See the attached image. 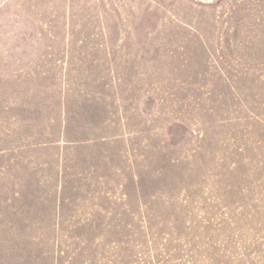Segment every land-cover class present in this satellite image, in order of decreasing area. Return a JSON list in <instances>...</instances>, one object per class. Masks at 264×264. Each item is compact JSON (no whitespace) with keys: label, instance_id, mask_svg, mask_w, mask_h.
Returning a JSON list of instances; mask_svg holds the SVG:
<instances>
[{"label":"rangeland","instance_id":"rangeland-1","mask_svg":"<svg viewBox=\"0 0 264 264\" xmlns=\"http://www.w3.org/2000/svg\"><path fill=\"white\" fill-rule=\"evenodd\" d=\"M84 91L120 96L127 152L58 197L44 172L37 188L29 118ZM13 147L0 264H264V0H0Z\"/></svg>","mask_w":264,"mask_h":264},{"label":"crops","instance_id":"crops-1","mask_svg":"<svg viewBox=\"0 0 264 264\" xmlns=\"http://www.w3.org/2000/svg\"><path fill=\"white\" fill-rule=\"evenodd\" d=\"M103 93H85L84 91V93H78L74 100L70 101L63 96V101L56 106L59 112L54 111L48 117L29 118V127H36V130L24 142L26 143L24 148L30 151L29 162L33 164V171H36L34 176L37 188L43 184V172L50 176L49 182H56V186L51 187L56 190L58 197L67 188L66 184L71 178L72 181L82 180L83 184L86 176L91 174L90 170L94 172L96 170L100 174L102 166L103 171H107L106 175L102 176L103 180L109 182L110 176L112 180L115 179L117 171L115 167L110 169V160L116 154L117 143H123L125 151L121 155L127 152L129 137L124 134V112L117 107L120 104L117 96L118 98L120 96L117 94L109 96ZM116 118L119 119L120 124V131L117 135L114 121ZM55 125L61 128L60 132L54 130ZM40 127L41 129L37 131ZM15 153L16 148L14 147L0 151V155L5 154L6 156ZM106 186L109 189V186ZM45 199V203H40V205L46 211L43 214L46 217L51 216V221L61 216V212L56 207L69 203L62 198H57L53 203ZM51 207L55 208L50 211Z\"/></svg>","mask_w":264,"mask_h":264}]
</instances>
